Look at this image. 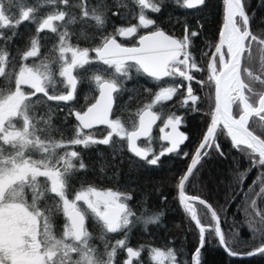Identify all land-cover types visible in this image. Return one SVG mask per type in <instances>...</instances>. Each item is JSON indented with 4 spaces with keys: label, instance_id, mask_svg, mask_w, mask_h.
Instances as JSON below:
<instances>
[{
    "label": "snow or ice",
    "instance_id": "snow-or-ice-1",
    "mask_svg": "<svg viewBox=\"0 0 264 264\" xmlns=\"http://www.w3.org/2000/svg\"><path fill=\"white\" fill-rule=\"evenodd\" d=\"M133 2L139 6L138 24L119 27L116 35L131 37L139 27L150 28L157 24L156 20L146 15L145 10L161 13L164 0ZM114 3L117 9L127 8L123 0H114ZM176 3L185 9L207 7L206 0H183L182 3L176 0ZM6 4L13 6L15 19L7 16ZM49 5L52 10L38 19L36 13L39 8ZM60 5H64V8H60ZM249 6L247 0H223L224 15L219 43L207 65V82L215 86V107L189 166L179 177L180 201L199 229L197 246L191 261L186 260L185 264H204V249L211 240V237L206 238L208 228L218 237V246H223L229 256L243 259L264 258V210H256L255 199L251 200L250 207L259 221L250 214L248 224L253 232V241L259 236V242L253 243L250 251L239 253L232 250L221 231L217 210L199 195L185 193L186 182L193 175L194 169L205 157L211 158L210 150L214 149L221 157L226 158L217 138L221 125L231 140V146L238 152L251 150V163L264 169V32L251 30V22L255 17L247 10ZM260 6L264 7V0H260ZM71 9H79V17ZM108 10L106 0H96L93 4H89V0H0V41L4 42L0 44V264H117L116 257L120 250L125 253L120 264H133L134 259L136 264H145L140 259L144 246L134 249L128 243L129 236L138 224L144 226V231L148 230V225L160 224L163 210H153L152 214L144 215L148 212V205L145 203L138 214L126 203L132 200L131 194L101 191L94 187L82 188L70 199L69 189L74 179L73 173L77 169L73 160L80 154L72 150L60 155L56 150L68 145H109L113 143L115 135L121 140L127 138V149L133 156L148 165L158 166L162 157L178 152L180 145L188 140V135L179 131L184 118L176 114L168 116L160 133L161 139L168 141L170 146L163 148L158 154L153 155L149 147L138 146L137 140L142 136H149L152 126L159 119L152 111L154 104L172 100L180 85L161 87L152 104L147 105L139 114V125H134L133 130L128 131L120 119H110L113 93L119 91L122 82L95 74L92 80L99 91V98L86 111L71 113L78 121V126L73 138L67 142L62 134L60 139L53 137L56 129L52 126L51 109L46 116L37 114L35 105L42 103V98L35 101L31 99L37 94H43L47 101L67 102L74 98L77 78L73 76L72 70L75 67L83 68L91 62L89 49H79L68 44L69 32L58 31L56 22L65 21L68 15L70 19L67 23H77L78 19L93 20L96 27L103 28L108 19ZM112 15L120 13L113 11ZM25 21L36 23L37 35L31 38L29 49L21 54L22 60L27 61L30 57L40 55L39 33L47 30L57 34L60 59L65 61L60 67L59 75L65 78L66 87L70 89L67 94L49 93L48 88L54 89L55 81L45 63L41 64L43 71L33 70L26 64L19 67L18 73L15 71L16 65L10 61L6 43L15 36L16 30ZM195 23L200 30L203 29L199 20ZM5 29L10 30L11 35L6 34ZM184 32V37L177 39L156 27L140 36L138 47H124L117 43L114 35L104 36L102 46L93 51L99 61L114 68L115 73L120 76L129 77L128 68L133 65L128 62L131 61L137 72H143L155 81L166 77H180L190 82L195 78L193 69L202 71L189 50L195 46L194 38L200 36L201 31L186 22ZM82 34L87 38V33L83 30ZM254 51L260 53L261 75H257L250 66ZM69 52L70 62L65 59V54ZM23 85L33 91L25 92ZM198 99L189 83L180 106L196 112L199 110L196 107ZM234 105L237 115L233 114ZM250 122L252 127L249 126ZM97 125H106L110 129L104 138L96 139L92 133L83 134V129H92ZM168 128L171 131L166 133L165 129ZM33 152L39 153L38 159L33 158ZM187 156L188 153L184 152L183 157ZM253 156H258V159H253ZM86 167L81 159L78 168L83 170ZM261 194H264V187L256 195ZM192 201H198L207 209L211 219L215 221L214 227L201 223L190 203ZM78 202H83V206ZM57 215L65 218L60 232L55 230ZM89 215L101 227L98 237L86 227ZM120 233L123 235L119 238L107 235ZM148 251V264L153 261L155 264H164L165 260L176 264V254L171 248L164 251L152 247Z\"/></svg>",
    "mask_w": 264,
    "mask_h": 264
},
{
    "label": "trees",
    "instance_id": "trees-1",
    "mask_svg": "<svg viewBox=\"0 0 264 264\" xmlns=\"http://www.w3.org/2000/svg\"><path fill=\"white\" fill-rule=\"evenodd\" d=\"M39 2V0H37ZM96 0H89V4ZM109 10L107 11V22L103 28L95 26L93 20H79L77 23H67L70 19L68 15L65 21L56 22L58 31H68L70 39L67 41L73 47L89 49L90 63L83 68L75 67L72 74L77 78V89L71 101H47L43 94L32 96L33 101L42 98L43 102L36 104V112L40 116H46L49 109L52 111L53 137L60 139L61 134L65 142L73 138L75 128L78 126L71 113L75 111H86L95 103L99 95L92 77L95 74H102L106 78H115L122 82V86L115 94V107L112 119H120L125 125L126 130L132 131L133 126H138L139 114L152 104L155 95L164 86L180 85L179 91L172 100L160 101L154 104L152 111L158 115L159 120L164 122L169 115L176 114L184 118L180 129L188 135V140L180 145L178 152L166 154L161 158L158 166L148 165L146 162L133 156L127 149V138L121 140L113 136V143L109 145L90 144L88 147L83 145H68L66 148L57 149L56 152L62 155L65 151H77L80 156L73 160L77 165L74 171V179L69 189V198L73 199L76 191L94 187L101 191H117L129 193L132 200L126 201L136 213H141L142 206L147 203L148 212L144 215L152 214L153 210H163L161 222L158 225H148V230L144 231L142 224L136 225L130 233L128 243L134 249L144 246V251L140 257L148 264L149 251L152 247L161 250L173 249L176 254V264H185L191 261L194 249L199 238V229L190 214L180 203L178 195L179 177L184 174L190 164L196 147L206 132L210 123L211 114L215 107V86L207 82V65L219 43V32L223 24V0H206L207 7L200 6L197 9H185L176 3V0H164L161 13H153L145 10L146 15L157 21L156 25L150 28L139 27L133 38L127 42L136 43V39L142 34L149 33L156 27L165 31L167 34L177 39H182L185 35L184 24L196 27L201 31V35L194 38V47L189 50L196 60L197 66L202 71L197 72L193 69L192 81H184L180 77H167L162 81H155L143 72H137L134 64L128 68L129 77L120 76L115 73L114 68H109L102 64L95 57L94 48L102 46L104 36H115L116 29L119 27H130L138 24L139 6L133 0H123L127 8H116L114 0H106ZM183 0H180L182 3ZM250 5L247 9L255 19L251 22V30L260 33L264 32V7L260 6V0H247ZM13 6L7 5L5 12L8 17L15 19ZM64 8V5H60ZM52 10V6L40 7L36 16L38 19L45 17ZM79 17V9H71ZM113 11H118L120 15H112ZM199 20L203 29L200 30L196 25ZM36 23L23 22L16 30L15 36L6 43V51L9 53L10 61L16 65L15 71L18 73L22 64L43 71L42 63L48 65L55 81L54 89L49 87L50 94H67L70 90L66 87L65 78L59 75L60 67L64 60L60 59L59 37L55 33L47 30L39 33L40 36V55L30 57L27 61L22 60L21 54L30 47L31 38L36 33ZM87 33V38L82 34ZM11 35V31L4 30ZM4 43L0 41V44ZM255 49V46H254ZM247 55V53L245 54ZM65 59L70 62L71 53L65 54ZM260 53L254 51V59L250 65L257 75H261ZM197 81H203L198 83ZM191 84L194 94L199 97L196 107L199 109L192 112L189 108L181 107L180 101L186 95L187 85ZM25 92H32L27 85L22 86ZM259 90V85H258ZM191 105H189L190 107ZM233 114L237 115L236 106L233 107ZM255 119V117L253 118ZM19 123V122H18ZM250 127H252L250 122ZM109 129L99 128L91 132L83 131V134H94V138L102 139L107 135ZM218 140L226 158L221 157L214 149L210 150L211 158L205 157L201 164L194 169L193 175L185 185L186 195H199L206 199L218 212L220 217V227L225 234V238L231 245L232 250L245 253L251 250L253 243L259 242V236L253 241V232L249 227L248 221L250 214L257 221L255 211L250 207L251 200H256V210H264V194L257 196L260 188L264 187V169L258 165H253L249 159L251 150L245 149L238 152L231 146V140L225 131L218 130ZM168 142L162 140L158 130L153 131L148 139L140 144L141 147H149L152 154H158L166 148ZM115 146V152H114ZM242 147V146H241ZM187 152V158L183 153ZM115 154V159L113 156ZM33 158L38 159L39 153L33 152ZM151 158V155L149 156ZM87 166L81 170L78 168L80 160ZM258 159V156H253ZM103 167V171L101 168ZM44 180V178H40ZM255 182V183H254ZM195 208L198 218L203 225L215 226V221L211 219L207 209L200 205L198 201L190 202ZM62 210V202H61ZM65 218L62 215L55 217V230L62 231ZM260 226L259 224L257 225ZM86 227L96 237L101 231L100 225L89 215L86 220ZM110 237L119 238L123 234H107ZM211 237L203 253L204 264H264V258L253 257L251 259L234 258L228 255L223 246H218V238L214 235L211 228L206 231V238ZM99 243V241L97 240ZM123 250L118 252L116 257L117 264L124 259ZM133 264H136L134 259ZM155 264V262H151ZM164 264H171L170 260H165Z\"/></svg>",
    "mask_w": 264,
    "mask_h": 264
},
{
    "label": "water",
    "instance_id": "water-1",
    "mask_svg": "<svg viewBox=\"0 0 264 264\" xmlns=\"http://www.w3.org/2000/svg\"><path fill=\"white\" fill-rule=\"evenodd\" d=\"M223 9H224V7H223ZM167 34V33H166ZM125 38V37H124ZM219 42V41H218ZM117 43H118V41H117ZM139 46V41H138V45L136 46V47H138ZM125 47V46H124ZM214 52H215V50H214ZM213 52V53H214ZM246 54V53H245ZM95 57H96V53H95ZM98 60V59H97ZM99 61V60H98ZM102 64H103V62L102 61H100ZM128 64H134V62H131V61H129L128 62ZM151 78V77H150ZM165 79V78H164ZM163 79V80H164ZM115 94L116 93H113V97H114V102H113V109H114V107H115V103H116V101H115ZM214 96H215V91H214ZM99 98V95H98V97L96 98V100H95V102L97 101V99ZM94 104V103H93ZM112 115H113V110H112V114L110 115V119H112ZM254 118V117H253ZM76 121V120H75ZM77 122V124H78V121H76ZM139 122V121H138ZM157 122L158 121H156L155 122V124L152 126V130H151V133H150V135L153 133V130L155 129V127H156V125H157ZM102 127H104V128H107V126L106 125H97V126H95L94 128H92V129H83V131H85V132H91L92 130H94V129H99V128H102ZM220 128L222 129V125L220 126ZM108 129V128H107ZM110 130V129H109ZM219 130V129H218ZM170 131H171V129H170ZM180 131V130H179ZM149 135V136H150ZM149 136H142L139 140H137V144H138V146H139V143H138V141H145ZM230 139V138H229ZM168 142V141H167ZM243 147V146H242ZM178 196H179V198H180V192H178ZM221 231H222V229H221ZM218 238V237H217Z\"/></svg>",
    "mask_w": 264,
    "mask_h": 264
},
{
    "label": "flooded vegetation",
    "instance_id": "flooded-vegetation-1",
    "mask_svg": "<svg viewBox=\"0 0 264 264\" xmlns=\"http://www.w3.org/2000/svg\"><path fill=\"white\" fill-rule=\"evenodd\" d=\"M146 34H148V33H145V34H142V35H146ZM133 36H135V35H133ZM133 36H131V37H127V38H124V37H122V36H119V38L116 39V40L118 41V43H120L122 46H125V47H133V46H137L140 37H138V38L136 39V43L131 42V44H130V43L127 42L128 40H130L131 38H133ZM166 78H167V77H166ZM164 80H165V79H164ZM157 121H158V122H157V125H156V127H155V129H154L153 131L158 130V132H159V136H160V138H161L162 134L160 133V130H159L158 128H159L160 125H162V124H163V126H164L165 121L162 122V121H160L159 119H158ZM163 126H162V127H163ZM219 129H220V128H219ZM179 130L182 131L180 128H179ZM165 132H166V133L170 132V128L165 129ZM182 132H183V131H182ZM148 138H149V137H148ZM148 138H147V139H148ZM202 138H203V137H202ZM201 140H202V139H201ZM142 142H143V141H141V142H139V143L142 144ZM168 146H170L169 143H168L167 147H168ZM195 150H196V149H195ZM194 152H195V151H194ZM190 162H191V161H190Z\"/></svg>",
    "mask_w": 264,
    "mask_h": 264
},
{
    "label": "rangeland",
    "instance_id": "rangeland-1",
    "mask_svg": "<svg viewBox=\"0 0 264 264\" xmlns=\"http://www.w3.org/2000/svg\"><path fill=\"white\" fill-rule=\"evenodd\" d=\"M234 107V106H233ZM163 126V124L162 125H160V127L158 128L159 130H160V128ZM178 196V195H177ZM79 204H81V206H83V202H78ZM181 203V202H180ZM182 204V203H181Z\"/></svg>",
    "mask_w": 264,
    "mask_h": 264
}]
</instances>
